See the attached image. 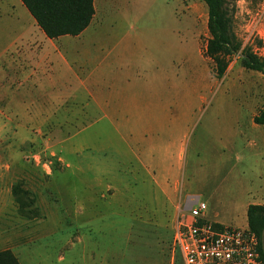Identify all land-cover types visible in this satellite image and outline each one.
Segmentation results:
<instances>
[{
	"label": "rangeland",
	"instance_id": "374dc122",
	"mask_svg": "<svg viewBox=\"0 0 264 264\" xmlns=\"http://www.w3.org/2000/svg\"><path fill=\"white\" fill-rule=\"evenodd\" d=\"M226 2L237 37L261 48L264 0ZM94 6L90 38L103 53L86 66L104 95L106 82L115 81L145 105L127 116L103 115L85 92L75 100L30 101V108L0 93V250L20 264H184L179 248L171 249L173 202L196 196L199 183L220 192L233 180L219 175L210 186L209 175H190V162L210 155L219 140L240 141L239 129L246 130L242 141L250 138L252 120L238 94L262 87L264 75L241 70L235 55L222 77L214 74L203 54V0ZM173 165L179 175H159ZM16 183L30 193L25 211L11 193Z\"/></svg>",
	"mask_w": 264,
	"mask_h": 264
},
{
	"label": "crops",
	"instance_id": "0c3cea01",
	"mask_svg": "<svg viewBox=\"0 0 264 264\" xmlns=\"http://www.w3.org/2000/svg\"><path fill=\"white\" fill-rule=\"evenodd\" d=\"M4 4L7 7L1 8ZM26 10L21 0H0V77H7L8 81L0 83V93L14 95L1 98L29 101L26 105L30 108V101L75 100L77 97L80 99L78 94L85 92L92 101V109L99 110L103 115L123 116L131 115L132 109L140 110L145 105L141 104L140 93L130 92L125 85L115 86V81L111 86L109 81L106 82L108 91L107 95L103 94L104 85H100L96 75L93 76V67L89 69L86 66L92 65L99 53H103L98 51L97 41L90 38L94 30L89 25L76 35L49 38ZM93 18L94 15L90 23ZM257 32L264 44V18ZM256 50L264 56V45ZM107 53L112 54L107 50L104 55L110 57ZM241 70L246 69L241 66ZM19 76L23 77L21 81L17 79ZM243 81L241 78L240 83L243 84ZM250 87L245 90L247 92L238 94L240 107L248 109L252 120L247 127L250 138L242 141L246 130L239 129L240 141L219 140L209 146L210 155L194 158L190 162V175H209L210 186L219 175H234L233 180L220 192L213 187L208 190L207 184L199 183L196 189L201 192L197 191L196 196L190 192V198L182 197L173 202L176 212L179 208L187 209L200 199L207 206L203 213L205 221L218 226L244 228L247 226V207L250 204L264 207V125L253 121L264 106V85ZM138 157L144 164L143 155ZM159 175H179L178 166L163 168ZM203 195L206 197L201 199Z\"/></svg>",
	"mask_w": 264,
	"mask_h": 264
},
{
	"label": "trees",
	"instance_id": "16d2710c",
	"mask_svg": "<svg viewBox=\"0 0 264 264\" xmlns=\"http://www.w3.org/2000/svg\"><path fill=\"white\" fill-rule=\"evenodd\" d=\"M207 6V29L209 37L203 54L212 62V70L222 77L228 68L232 56H237L245 69L255 70L264 75V56L250 46L245 45L233 30V10L226 0H203ZM36 24L49 38L60 35H76L86 28L95 12L93 0H21ZM262 41L258 42L260 47ZM254 123L264 125V106L253 117ZM18 209L26 210L30 202V193L21 189L19 183L11 188ZM247 227L258 239L257 251L264 261L261 248V230L264 227V207L250 204L246 212ZM0 264H20L9 250H0Z\"/></svg>",
	"mask_w": 264,
	"mask_h": 264
},
{
	"label": "built area",
	"instance_id": "2783aa9c",
	"mask_svg": "<svg viewBox=\"0 0 264 264\" xmlns=\"http://www.w3.org/2000/svg\"><path fill=\"white\" fill-rule=\"evenodd\" d=\"M206 207L196 199L187 209L177 210L171 249L179 248L184 264H264L252 230L205 221Z\"/></svg>",
	"mask_w": 264,
	"mask_h": 264
},
{
	"label": "water",
	"instance_id": "95a60500",
	"mask_svg": "<svg viewBox=\"0 0 264 264\" xmlns=\"http://www.w3.org/2000/svg\"><path fill=\"white\" fill-rule=\"evenodd\" d=\"M260 239H261V248H262V252H263V255H264V227L261 230Z\"/></svg>",
	"mask_w": 264,
	"mask_h": 264
}]
</instances>
